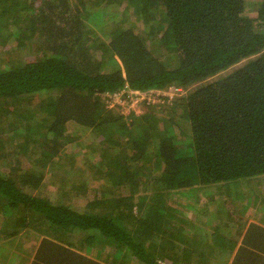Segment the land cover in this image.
I'll use <instances>...</instances> for the list:
<instances>
[{"label": "trees", "instance_id": "16d2710c", "mask_svg": "<svg viewBox=\"0 0 264 264\" xmlns=\"http://www.w3.org/2000/svg\"><path fill=\"white\" fill-rule=\"evenodd\" d=\"M8 39L9 58L0 52V123L16 114L22 125L13 133L44 134L45 163L70 155L61 151L75 140L72 120L111 148L95 167L106 184L93 189L85 209L40 195L44 173L0 164V240L11 243L35 223L51 235L35 264H178L179 257L208 264L206 247L219 240L233 255L239 238L223 237L232 217L225 205L213 207L214 196L201 206L197 195L186 208L169 200L188 188L231 195L225 189L233 184L264 180V0H0V50ZM172 84L188 92L165 101L170 108L160 113L152 103L125 116L101 95ZM36 95L37 108L23 110ZM38 111L44 122L34 118ZM2 147L0 138V157ZM190 207H200L207 222L212 216L214 230L195 227ZM258 243L264 227L252 222L239 248Z\"/></svg>", "mask_w": 264, "mask_h": 264}, {"label": "rangeland", "instance_id": "374dc122", "mask_svg": "<svg viewBox=\"0 0 264 264\" xmlns=\"http://www.w3.org/2000/svg\"><path fill=\"white\" fill-rule=\"evenodd\" d=\"M248 9H250V6ZM121 16L122 14L120 13L117 18H120ZM94 22H90L88 25H90L91 28L98 30L102 23L96 25ZM92 24L96 27H93ZM106 32L107 34L102 33L105 38H108V31ZM11 44L12 41L8 39V44L6 43L1 45L0 52L1 55L5 56V60L10 56L9 49ZM35 52L38 51L35 50ZM185 89L186 92H188V88ZM28 99L29 100H25V103L23 104V110H25L26 107H30L32 109L37 108L41 96L36 95ZM146 103L143 104V102H141L138 104H124V106L123 104L115 105L113 106L114 109L111 110L119 114H124L125 116H128V114L132 111H135L136 114H142L148 109V107H150V104H152ZM164 103V101L155 102L154 105L156 107L154 110L160 113L170 108V104ZM104 105L107 108L109 106V104L108 106L107 104ZM19 109L21 108L19 107ZM36 113L37 115H35L34 118L37 119V122L40 120L44 122L46 113L42 111H38ZM125 119L131 121L132 117H125ZM21 125V122L16 121V114L9 115L5 122L0 123V138L3 141V155L0 157V164L2 165L1 168L7 170V164L14 162L22 166L24 169L28 168L36 172H42L44 173V181L40 185V188L37 189L40 191V195L50 197L53 202H66L70 203L75 208L85 209L88 201L91 200L94 194H96L94 190H102L106 184L104 176L98 174L95 171V167L97 166L96 163H98L101 159L100 153L103 151L102 149L107 146L104 151V153H106L109 148H111L108 141L105 142L100 135L101 133L95 131V129L78 124L72 120V122L68 124V132L73 134V138H75V140L61 151L62 154L70 153V155L66 156L59 154L45 163L44 158L42 156L40 157V154L43 151L41 141L44 134H39L34 131L32 138H28L26 135L18 136L16 133H13V131L15 132L16 126ZM41 132H43L42 129ZM29 140H31V143H28ZM119 140L121 142H125V140L127 141L125 137L120 138ZM71 156H76V160L71 159ZM74 164H76V167L73 166ZM73 167H75V169ZM79 183L87 186L88 190L84 193L81 192V190H76V186H78ZM151 187V184L147 185L146 188L143 187L140 194L143 193L142 195H146V192H151ZM225 190H230L231 195H228L227 193L224 194L223 191L218 195H213V188L206 190L200 189L199 191L197 188H188V190H185V194H180V196L177 195L178 201L170 198L169 202H172L179 208H186L189 203L193 205L195 204L196 196L198 195L200 205L204 206L207 202H209L211 197L214 196V203L210 202L213 204V207L215 206V203H217L216 207L225 205L232 215L230 219L227 217L224 219L225 221H228L229 224L227 232L225 231L226 234L223 237H238V244L240 247L242 245L241 243L244 239L245 232L252 222H255V225L257 226L260 225L264 227V180L254 184H248L247 182L243 184L240 183L238 185L233 184L232 187ZM118 191L124 196L130 194V191L127 189H119ZM118 191L116 190V192ZM200 209V207L198 209L190 207L188 212L189 220L195 227L196 225L200 226L203 224L201 231L204 230L202 233L206 234L209 230H214L211 225L215 223H212V216L210 217V222H207L206 216L200 212ZM3 217V214L0 213V229L5 227ZM220 224H223V221L220 222ZM35 225V223L32 224V226L30 225L29 229L21 232L11 243H9V238L7 237L0 240V264H35L37 260V252L41 242H48L47 239L51 237V235L47 234L45 231L35 228ZM195 231L193 234H195ZM1 232L6 234L5 229ZM239 232H241V235H239ZM52 238L55 239L54 241L56 244H61L62 238L60 236H52ZM219 244L213 242V245L210 244L212 246L206 247V251L209 252L208 259H206L208 260V264H235L234 260H236L239 253L241 258L239 257L237 264L264 263L262 258L256 256V253L251 247L245 246L247 244H244L245 247L241 248L240 251V248L237 247L232 256L228 255L230 249L226 248L223 245L224 243H220L219 240ZM55 251L59 252L61 249L56 247ZM260 252L264 255V250H260ZM88 254L91 255L90 253ZM254 258L258 261L250 263V259L252 260ZM178 261L181 262L178 264H183L181 257L178 258ZM54 262L55 260L51 261L49 264H54ZM192 264H194V262Z\"/></svg>", "mask_w": 264, "mask_h": 264}, {"label": "built area", "instance_id": "2783aa9c", "mask_svg": "<svg viewBox=\"0 0 264 264\" xmlns=\"http://www.w3.org/2000/svg\"><path fill=\"white\" fill-rule=\"evenodd\" d=\"M185 88L178 85H170L167 88H149L147 90L134 89L129 86L118 91H104L101 93L105 104L109 109L123 104H138L141 102L155 103L161 101H173L176 96L185 94ZM130 115V114H128Z\"/></svg>", "mask_w": 264, "mask_h": 264}, {"label": "crops", "instance_id": "0c3cea01", "mask_svg": "<svg viewBox=\"0 0 264 264\" xmlns=\"http://www.w3.org/2000/svg\"><path fill=\"white\" fill-rule=\"evenodd\" d=\"M261 244H263V243H261ZM257 245H260V244H257ZM264 245V244H263ZM263 245H260V246H252V244L250 245V244H247V245H245V246H249V247H251L252 249H254V250H264V247H262ZM245 246H243V247H245ZM238 248H239V244H238V246H237ZM236 247V248H237ZM242 247V248H243ZM236 248L233 250V253H234V251H236ZM241 250V249H240ZM237 253V252H236Z\"/></svg>", "mask_w": 264, "mask_h": 264}]
</instances>
